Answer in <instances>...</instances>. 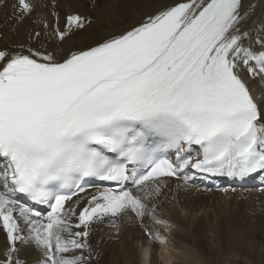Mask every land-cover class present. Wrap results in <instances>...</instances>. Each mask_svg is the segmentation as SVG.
I'll use <instances>...</instances> for the list:
<instances>
[{
  "label": "snow or ice",
  "instance_id": "obj_1",
  "mask_svg": "<svg viewBox=\"0 0 264 264\" xmlns=\"http://www.w3.org/2000/svg\"><path fill=\"white\" fill-rule=\"evenodd\" d=\"M11 7L21 21L36 9L32 0ZM52 15L40 23L61 42L91 23L69 13L61 28ZM246 18L244 0H174L86 49H0L4 264H23L20 245L40 251L38 264H91L94 222L118 227L114 218L132 214L142 226L166 223L151 201L167 178L264 175V113L240 75L250 65L264 80V50L245 46ZM96 181L120 187L66 208Z\"/></svg>",
  "mask_w": 264,
  "mask_h": 264
},
{
  "label": "bare ground",
  "instance_id": "obj_2",
  "mask_svg": "<svg viewBox=\"0 0 264 264\" xmlns=\"http://www.w3.org/2000/svg\"><path fill=\"white\" fill-rule=\"evenodd\" d=\"M32 2L36 5L34 13L31 17L21 21L17 19L18 14L14 13L11 7L13 0H3V6H0V49L16 50L22 44H31L35 36L32 35V38L29 39L30 34L36 31L42 33L40 28L42 23L40 21H54L52 17L53 11L61 12V15H59L61 22L65 20L67 14L73 12L79 13L87 20H91V23L86 24L83 30L75 31L68 40L59 42L63 53H67L70 50L86 49L108 36L119 34L139 23L147 14L156 12L159 8L173 3L174 0H56L54 9L51 7L53 0H32ZM249 5H252L254 10L249 8ZM244 10L247 12V18L244 23L249 24L247 29L250 30L251 16L254 14H256L257 18H263L264 16V0H244ZM253 25L255 26V24ZM246 33L249 36L248 32ZM47 36L55 37L51 33H47ZM261 39H264V35ZM37 41L42 42L43 38L39 37ZM54 45L56 44H48L49 49ZM257 50H262L259 45ZM249 69L248 65H246V69H243L244 74L247 78H250V81L255 86H258L264 98V80L259 76H251ZM252 96L256 100L255 95ZM260 110L264 113V99ZM200 179L202 180L203 177H200ZM167 186V190L161 198L151 201L157 209V217L165 221V224L171 223L170 226L166 227V230L170 229L168 230L170 240L166 244L155 245L152 248L154 257L149 261L148 255L144 250L147 240L143 230L136 222L131 221L128 217H123L117 223L118 228L115 229V227L110 225V218H106L102 222H94L91 227L90 242L93 245L94 252L98 255L97 259L93 260L91 264H216L220 263L219 260H226L227 262L229 261V264H235L234 262H237L236 258L240 256H246L252 264H264V243L260 245L252 244V240L249 242L247 239H241L236 243L234 242L235 244H232L231 241V244L235 245L231 247L230 244L219 243V237H217V234L229 226L231 221L233 222L234 217H241L246 211L245 207H253L251 205L258 201L263 202L264 195L257 197L258 194L248 192L246 194H235L231 197V194H226L227 192L222 190H220L223 192L222 194H219V190L206 193L210 191V188L205 184L202 185L205 192L176 186L173 182H167ZM97 192V190H94L91 193L75 198L66 205V208L76 202H79L81 207ZM244 197H247L248 201L245 202ZM230 202L234 203V206L230 205L233 206V210H230L231 213L228 211V203L231 204ZM251 213L250 217H253L252 220L257 225L256 227L261 225L260 228L263 230L264 202L258 211ZM144 223L146 226L150 225L147 220H144ZM22 225L24 228V224ZM207 230H211L209 233L214 232L216 234V236L212 237H215L218 243L217 248L212 246L216 242L210 244ZM249 230L251 231L250 228ZM225 232L227 236L228 232ZM234 232H236L235 229ZM233 233L231 232V234ZM239 233L241 237V232ZM237 236L234 238H237ZM7 248L6 237L0 229V261L6 260L5 253ZM167 251L171 252L172 261L169 260L170 258L165 257V254H167L165 252ZM17 256L20 259H25L26 264H38L41 260L40 251L32 245L20 246V252ZM230 257L236 260L234 261ZM238 264L241 263L239 262Z\"/></svg>",
  "mask_w": 264,
  "mask_h": 264
},
{
  "label": "rangeland",
  "instance_id": "obj_3",
  "mask_svg": "<svg viewBox=\"0 0 264 264\" xmlns=\"http://www.w3.org/2000/svg\"><path fill=\"white\" fill-rule=\"evenodd\" d=\"M253 20V21H252ZM253 22H257V25L258 24H263V21H262V18H257L256 17V14H254V15H252L251 16V18H250V23H251V26H254L253 24H255L256 25V23H253ZM249 25V24H248ZM250 26V27H251ZM255 27V26H254ZM251 30V29H250ZM250 30H249V32H250ZM251 31H253V29L251 30ZM253 34H251V36H253L254 34H256V32H252ZM250 34V33H249ZM258 34V33H257ZM249 37V36H248ZM262 37V36H261ZM241 199V198H240ZM244 199H245V197H244ZM258 202H260V203H262V204H260V203H258ZM257 203H255L254 205H251V206H253V207H245V205H243L246 209V211L241 215V217H239V219L237 220V221H235L234 222V220H233V222L231 221V223L229 224V226H227V227H225L224 229H227V230H224L223 229V231H221L219 234H217V237H219V243H225V245H227V244H230L231 245V247H234L235 245H232V244H235L236 242H238L239 240H241V239H247V240H249V242H251L250 240H252V244H258V245H260L261 243H264V229L262 230L260 227H261V225H258V227H256L257 225L255 224V222L253 223V226L251 225V221H250V216H251V212H255V211H258L260 208H261V205H263V202L262 201H258ZM231 204H229L228 203V211L231 213V211L233 210V204L234 203H232V202H230ZM257 204H258V206H257ZM230 205H233V206H230ZM256 206V207H255ZM258 207V208H257ZM230 208V209H229ZM248 208H250V209H248ZM248 209V210H247ZM255 209H257V210H255ZM231 210V211H230ZM255 210V211H254ZM249 214V215H248ZM245 217V218H244ZM247 218H249V220H246ZM253 219V217L251 218V220ZM254 221V220H253ZM242 223V224H241ZM241 224V225H240ZM247 224V225H246ZM251 229V231L249 230V228ZM233 227V229H231ZM251 227H253V228H251ZM260 228V229H259ZM262 228H264L263 226H262ZM230 229H231V231H230ZM234 229L236 230V232H234ZM245 231H244V230ZM256 229V230H255ZM238 230V231H237ZM240 230V231H239ZM246 230H249V231H246ZM209 231H211V230H207V237H209L210 239V244H212V243H215L216 242V239H215V237L213 238L212 236H216V234L214 233V232H210L209 233ZM225 231H227L228 232V237L226 236V232ZM242 231H243V233H242ZM257 231V232H256ZM231 232L233 233V234H231ZM239 232H241V237H243V238H241L240 237V233ZM246 232V233H245ZM210 234H215V235H210ZM221 234V235H220ZM230 234H231V237H230ZM237 234H238V236H237ZM235 235V236H234ZM233 236V237H232ZM237 236V238H234V237H236ZM213 239H212V238ZM224 237V238H223ZM245 237H247V238H245ZM221 238H223L224 239V241H223V239H221ZM257 238H261L260 240H256ZM263 238V239H262ZM215 239V240H214ZM220 239H221V241H220ZM238 239V240H237ZM212 240V241H211ZM261 240H263V241H261ZM231 241H232V244H231ZM255 241V242H254ZM235 242V243H234ZM215 244H217V245H215ZM215 244H212V246H213V248H214V246L217 248V246H218V243L216 242ZM165 257L166 258H170L169 260H173V259H171L172 257H170V252H167V254H165ZM232 257H230V259H231ZM232 259H234V261L236 260L238 263L240 262L241 264H252L251 263V261L249 260V259H247V257L246 256H240V257H238V258H232ZM220 261V263H216V264H229V261L227 262L226 260H219ZM222 261V262H221ZM237 262H234L235 264H238ZM160 263V262H159Z\"/></svg>",
  "mask_w": 264,
  "mask_h": 264
}]
</instances>
